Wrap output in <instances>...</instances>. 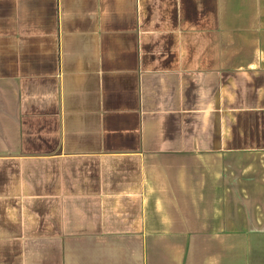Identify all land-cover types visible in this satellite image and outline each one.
<instances>
[{"label": "crops", "instance_id": "0c3cea01", "mask_svg": "<svg viewBox=\"0 0 264 264\" xmlns=\"http://www.w3.org/2000/svg\"><path fill=\"white\" fill-rule=\"evenodd\" d=\"M0 264H264V0H0Z\"/></svg>", "mask_w": 264, "mask_h": 264}]
</instances>
